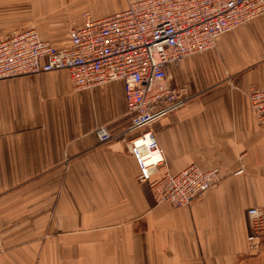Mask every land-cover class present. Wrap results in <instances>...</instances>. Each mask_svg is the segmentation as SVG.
Wrapping results in <instances>:
<instances>
[{
  "label": "crops",
  "instance_id": "0c3cea01",
  "mask_svg": "<svg viewBox=\"0 0 264 264\" xmlns=\"http://www.w3.org/2000/svg\"><path fill=\"white\" fill-rule=\"evenodd\" d=\"M127 0H0V41L29 29L57 48L83 14ZM188 101L150 126L166 164L219 168L223 180L187 207L158 203L130 155L121 81L76 90L65 70L0 80V264H264L246 211L264 207V125L250 87H264V15L213 49L168 68ZM112 135L101 141L97 130ZM128 137V136H127ZM244 168V173L236 172Z\"/></svg>",
  "mask_w": 264,
  "mask_h": 264
},
{
  "label": "built area",
  "instance_id": "2783aa9c",
  "mask_svg": "<svg viewBox=\"0 0 264 264\" xmlns=\"http://www.w3.org/2000/svg\"><path fill=\"white\" fill-rule=\"evenodd\" d=\"M117 14L93 19L83 14L72 27L70 46L57 48L35 29L12 34L0 41V80L65 70L76 90L121 81L127 113L130 155L138 166L137 179L147 183L158 203L187 207L223 180L219 168L190 165L172 174L154 177L166 159L150 126L182 108L188 101L186 87L167 81L168 68L213 49L216 39L264 15V0H127ZM257 122L264 125V87L247 93ZM101 141L112 135L97 130ZM128 136V137H127ZM244 173V168L236 175ZM248 241L258 248L264 238V207L246 211ZM5 251L0 237V257Z\"/></svg>",
  "mask_w": 264,
  "mask_h": 264
}]
</instances>
